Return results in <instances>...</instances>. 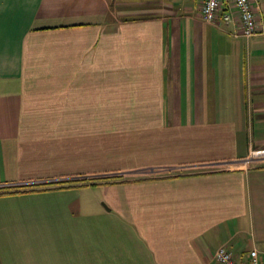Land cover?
Here are the masks:
<instances>
[{
	"label": "crops",
	"instance_id": "crops-1",
	"mask_svg": "<svg viewBox=\"0 0 264 264\" xmlns=\"http://www.w3.org/2000/svg\"><path fill=\"white\" fill-rule=\"evenodd\" d=\"M251 2L0 0V264L264 263V164L146 173L264 149Z\"/></svg>",
	"mask_w": 264,
	"mask_h": 264
},
{
	"label": "built area",
	"instance_id": "built-area-1",
	"mask_svg": "<svg viewBox=\"0 0 264 264\" xmlns=\"http://www.w3.org/2000/svg\"><path fill=\"white\" fill-rule=\"evenodd\" d=\"M223 1L224 0H201V15L204 21L207 23L221 22L228 25L235 22L237 19V24L239 31L237 36H243L245 38H251L256 36L260 30V23L256 17L255 11L252 6V0H229L231 6L227 10L223 11ZM255 164H264V149H251L245 157L236 158L221 162L214 163H202L194 164L190 166H178L173 169H151L146 173L157 174L159 172H168L172 170H189L197 168H207V167H222L227 170H246ZM60 181V180H58ZM6 187H14L12 185H7ZM226 247H220L215 253V260L217 264H264L259 262L258 254L256 250L250 252V258L248 260H238Z\"/></svg>",
	"mask_w": 264,
	"mask_h": 264
},
{
	"label": "trees",
	"instance_id": "trees-1",
	"mask_svg": "<svg viewBox=\"0 0 264 264\" xmlns=\"http://www.w3.org/2000/svg\"><path fill=\"white\" fill-rule=\"evenodd\" d=\"M3 190H5V191H7V192H3V193H1V194H12V193H14V194H18L19 192H8L9 190H12L11 188H4Z\"/></svg>",
	"mask_w": 264,
	"mask_h": 264
},
{
	"label": "rangeland",
	"instance_id": "rangeland-1",
	"mask_svg": "<svg viewBox=\"0 0 264 264\" xmlns=\"http://www.w3.org/2000/svg\"><path fill=\"white\" fill-rule=\"evenodd\" d=\"M28 187V186H27ZM8 188V187H7ZM12 189H13V187H11ZM21 188H24V187H21ZM4 189V188H3ZM3 189L2 188H0V191H1V193H3L2 191H3ZM0 193V194H1Z\"/></svg>",
	"mask_w": 264,
	"mask_h": 264
}]
</instances>
